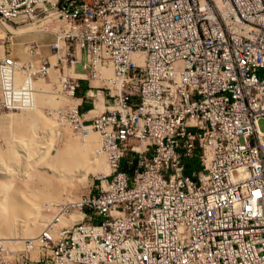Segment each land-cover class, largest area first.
Listing matches in <instances>:
<instances>
[{"label": "built area", "instance_id": "2783aa9c", "mask_svg": "<svg viewBox=\"0 0 264 264\" xmlns=\"http://www.w3.org/2000/svg\"><path fill=\"white\" fill-rule=\"evenodd\" d=\"M2 1L14 20L62 2L64 26L55 63L35 40L26 61L3 49L0 112L34 106L54 68L70 97L87 81L66 118L110 172L36 238H0V264H264V0Z\"/></svg>", "mask_w": 264, "mask_h": 264}, {"label": "bare ground", "instance_id": "6f19581e", "mask_svg": "<svg viewBox=\"0 0 264 264\" xmlns=\"http://www.w3.org/2000/svg\"><path fill=\"white\" fill-rule=\"evenodd\" d=\"M26 12L33 15L25 14ZM17 13L24 14V19L14 20L13 9L8 7L7 1L0 0V20L7 24L8 31L16 35L21 32L36 31L32 30L36 27H32L30 23L43 19V9H36L35 1L17 4ZM62 14V2H54V6H47V16L60 17ZM20 24L22 26L14 27ZM44 30L41 28L40 32ZM55 74L52 73V75ZM105 75L109 76L110 72L106 71ZM15 83L16 85L22 83L20 74L16 75ZM37 104L25 105V111L20 114L13 112L6 115L5 119L3 118L5 121L0 119L3 121L0 122L2 123V130H0L4 135H2L4 147L0 150V179L2 178L0 181L2 194H0V198L2 197L0 199V238H18L23 235H26L23 238H36L45 225L44 223L42 226L40 219L39 221L37 219L40 218V201L42 203L61 200L68 182L74 178L84 181L89 170L91 171L90 166L92 169L96 166L98 171L101 166L100 161L103 156L96 153L101 146V141L94 133L85 131L83 141H80V138L69 139L70 136L68 138L65 133L64 125L56 122L51 124L41 110H38ZM91 152L92 157L89 155ZM29 167L35 168L34 173H31L32 177L29 176L30 172L28 175ZM93 171L96 172L93 169L92 173ZM14 177H17L16 181L21 183L17 185L14 184L16 182H11L10 179ZM5 179L7 183L9 181L10 183H5ZM67 200L64 198L62 203H66ZM70 216L68 223L81 219L76 212Z\"/></svg>", "mask_w": 264, "mask_h": 264}, {"label": "rangeland", "instance_id": "374dc122", "mask_svg": "<svg viewBox=\"0 0 264 264\" xmlns=\"http://www.w3.org/2000/svg\"><path fill=\"white\" fill-rule=\"evenodd\" d=\"M30 24H32V27L33 26L36 27V29H32V30H36V31L21 32V34L16 35V33H12L10 31H8L7 26H6L7 24L3 23L0 20V50L2 49V51H0V56L3 52V49H6L9 52H11V55L15 59H17L19 61L29 60V56L27 55L26 50H25L22 43L28 42L31 40H35L40 45L41 56L42 57H49L51 63H55L57 55L53 56L55 53L50 49V44L55 42L56 34H58L60 32V30L62 29V27L64 26L63 20H61V18H55L54 17V18L43 19V20H41V22H38V23L37 22H31ZM37 25H39V26H37ZM20 26H22V25L21 24L15 25L14 27H20ZM41 28H43L45 30L46 29L47 30L49 29V30L48 31L44 30L43 32H40ZM55 28H56V30H55ZM76 69H77V71H80V66L77 65ZM52 73H56L55 74L56 76L52 75ZM110 74H111V72H110ZM18 75H19V73H18ZM54 80L56 82H54ZM87 84H88L87 81H80V88L76 89L74 92V95L72 97H70L64 92L63 87H61V85L59 83V73L55 68L50 71L49 76L47 78H45V79L41 78L35 84V103L37 104V102H38V104H37L38 110L39 111L41 110V113H43V115L46 118H48V121H50L51 124L56 122V123H61L62 125H64L63 127L65 128V133L68 135V138L70 136L69 139H73V138L79 139L80 138L79 139L80 141L84 140L83 135H84L85 131L79 132L78 130H76L73 127V124L67 120L66 114H68L69 110H71V109L73 110L74 106H76L80 102V97H82L83 93L88 90ZM104 92H106V91H104ZM0 99H2V91H0ZM107 99L109 100V98H107ZM101 101H102V98L99 95H96V97L95 96L89 97L87 99L83 98L82 104L79 107V111L82 108L84 109L85 103H87V102L92 103L93 102L94 108L91 111L85 113V118L89 121L92 116H94L96 113H99L100 111L103 110V107L101 105ZM39 103H40V105H39ZM14 113L20 114V112H14ZM8 114H13V113H8ZM8 114L0 112V119L5 121L4 117ZM2 120H0V122H3ZM1 124L2 123H0V129L2 130ZM257 126H258L259 131L263 133L264 132V119H262V118L259 119ZM87 128L89 129V130H86L87 132L94 133L99 138L97 132L91 131L89 126ZM1 130H0V136H1L0 137V150L3 149V147H4L3 141H2V137L4 135L2 134ZM71 137H73V138H71ZM99 141H100V139H99ZM89 155H90V157H92L93 156L92 152ZM100 162H101V166L99 168V171L97 170L96 166L92 165L94 167L93 169L96 171V172L93 171V173H92L93 169L90 166L91 171L89 170V172L86 176V180L80 181V180L74 178L71 182H68L69 184L67 183L66 190H64V193H63L64 195L62 194L63 198L61 200H59L60 202L59 201H57V202L43 201L45 203H43V202L41 203V201H40V204H41L40 208H39V217L40 218H37V219H38V221L40 219V223H42V226L44 225V223L46 225L47 222H49L50 220H52V218H54L55 214H57V212L59 211V206L61 204H63L62 200L64 198H66V200L69 198V200H67L65 202H69L70 200L75 201V200L81 199L84 195L89 193L90 190H93L92 184L94 182H96V178L100 174H108L110 172L109 165H108L107 160L105 159L104 156L101 158ZM17 166L19 167L20 165L18 164ZM121 168L124 170H128L127 165L124 163V161L121 162ZM16 169H18V168H16ZM34 169H35L34 167L27 168L28 175L30 172L29 176L32 177L33 174H31V173H34L33 172ZM107 171H108V173H107ZM17 172H19V170ZM20 172H21V170H20ZM16 179H17V177H14L10 180H12L11 182H16L14 184L21 183L18 180L16 181ZM1 180H2V178L0 179V181ZM5 180H3V181H5ZM8 181H9V179H8ZM5 183H7V180L5 181ZM8 183H10V181ZM35 187H36V185H35ZM70 217L64 219V217L60 216L59 224L61 226H63V225L68 226V224H70V223H68ZM62 218L64 220H62ZM42 220L45 222H41ZM24 236L26 237V235H23V237ZM23 237H21V238H23Z\"/></svg>", "mask_w": 264, "mask_h": 264}]
</instances>
